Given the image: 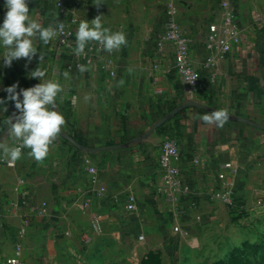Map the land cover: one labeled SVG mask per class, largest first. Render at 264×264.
<instances>
[{
    "label": "crops",
    "instance_id": "0c3cea01",
    "mask_svg": "<svg viewBox=\"0 0 264 264\" xmlns=\"http://www.w3.org/2000/svg\"><path fill=\"white\" fill-rule=\"evenodd\" d=\"M226 1L235 7L241 40L218 62L217 82L203 94H183L172 46L158 45L156 32L168 0L154 8L144 40L126 23L132 20L131 13L120 15L119 1H113L112 26L107 20L109 6L103 8V0H94L93 19L100 16L103 27L109 24L113 32L125 33L127 43L111 52L103 49L83 73L73 67L72 51L61 52L53 41L48 45L36 41L43 61L37 53L31 62L21 58L11 67H0V97L6 98L3 89L17 82L20 88L40 83L29 74L41 66L45 79L62 86L56 98V110L65 118L61 131L76 134L91 148L124 144L142 135L184 99L264 125V0H221L210 22L221 25L226 12L220 4ZM67 5L72 7V1L67 0ZM28 7L44 27L56 23V0H29ZM3 12L6 8L0 0V22ZM120 19L125 25H118ZM178 22L191 37V57L199 66L204 33L197 25L191 31ZM2 52L0 48V59ZM11 104L6 113L0 111V131ZM205 114L211 113L186 109L143 143L126 149L90 155L59 132L42 161L29 156L27 148L14 167L0 157V264L13 255L18 242L24 246L23 264H71L85 260L79 250L103 239L130 247L136 262L147 260L153 249L162 260L174 256L175 264H231L239 261L238 250L253 246L250 261L264 264V131L231 119L216 127L199 119ZM167 139L179 141V163L191 186L180 203L167 202L160 192L158 158ZM2 142L19 143L10 135ZM87 157L99 171L95 184L81 168ZM223 164L228 167L222 168ZM225 189L233 191V205L220 198ZM131 193L137 198L136 213L125 210ZM96 217L101 233L93 226ZM25 222L28 233L20 238ZM176 227L188 236L180 235ZM237 230L257 231L259 236L240 240L231 236Z\"/></svg>",
    "mask_w": 264,
    "mask_h": 264
},
{
    "label": "built area",
    "instance_id": "2783aa9c",
    "mask_svg": "<svg viewBox=\"0 0 264 264\" xmlns=\"http://www.w3.org/2000/svg\"><path fill=\"white\" fill-rule=\"evenodd\" d=\"M71 1L72 7L67 5V0H56L57 20L65 23V32L53 42L61 52L68 50L73 52V67L75 69L79 70L78 65L85 64L89 70L103 50V46L97 41L90 42L85 50L86 55L78 56L74 52L75 33L82 20H88L89 22L93 20L94 0ZM221 8L226 12L221 25L219 26L215 21L208 22L206 25L203 43L204 55L200 59L199 66L195 65L191 57V37L185 33L176 19V10L172 0H168L163 9V18L158 32H156L157 42L159 46H162L163 43H168L172 46L175 69L184 87V95L203 94L209 91L211 86L217 82L218 62L224 59L240 43L241 29L237 23L234 5L226 1L221 4ZM78 10H81L82 14L78 13ZM4 15L3 12V18ZM154 68L157 69L158 67L154 65ZM88 70L84 72H88ZM180 156L181 148L177 139H167L162 142L158 158V176L161 182L160 192L169 203L182 202L187 199L191 191V186L186 181L179 163ZM7 165L14 167L15 163H7ZM227 167V164L222 165V168ZM81 168L91 183L95 184L99 181L98 168L90 157L84 159ZM103 192L101 190L98 195L102 196ZM232 196L233 191L225 189L220 198L226 204L233 205ZM85 205L87 207L89 202ZM125 210L128 213H136L138 211L137 198L134 193L128 195ZM184 213L185 211L181 209V216H184ZM93 226L98 233L102 232L99 217L95 218ZM28 229L29 224L23 223L18 233L19 237L25 238ZM174 230L183 237L188 236L187 231L181 227H176ZM138 239L143 240L144 237L140 235ZM85 242H89V238H85ZM11 261H15L16 264L24 263V246L21 242L15 244L13 255L6 260V264H10Z\"/></svg>",
    "mask_w": 264,
    "mask_h": 264
},
{
    "label": "clouds",
    "instance_id": "9594fccd",
    "mask_svg": "<svg viewBox=\"0 0 264 264\" xmlns=\"http://www.w3.org/2000/svg\"><path fill=\"white\" fill-rule=\"evenodd\" d=\"M28 4L29 0H4L6 12L0 22V48L3 49L0 67H11L13 61L21 58L31 62L37 57V53L42 62L44 57L38 51L36 41L48 45L65 32V23L58 20L54 25L44 27L33 14H29ZM75 37L74 52L78 56L86 55V47L93 41L99 42L107 52L118 50L127 43L126 34L103 27L100 16L90 22L82 20ZM78 68L80 72L88 70L85 64L78 65ZM45 77L46 71L38 66L30 72L29 78L39 80L40 83L30 88H20L17 82L3 89L7 96L0 97V111L6 113L9 102H13L17 110L12 117H7L6 128L7 135L19 143L10 146L0 142V157L7 159L9 164L20 159L25 148L30 150L27 153L29 156L42 161L65 123L63 114L55 107L62 86ZM229 118L227 109L215 110L199 117L202 122L216 127H223ZM10 264L16 262L11 261Z\"/></svg>",
    "mask_w": 264,
    "mask_h": 264
},
{
    "label": "rangeland",
    "instance_id": "374dc122",
    "mask_svg": "<svg viewBox=\"0 0 264 264\" xmlns=\"http://www.w3.org/2000/svg\"><path fill=\"white\" fill-rule=\"evenodd\" d=\"M113 1H119L120 4V15L121 12L131 13L132 20L126 22L130 25V28L135 31V34L141 36L140 40L145 39L147 30L151 26V15L153 10L158 6L161 0H103L102 7L106 8L109 6L111 15L107 17L108 22H112L113 26ZM163 1V0H162ZM176 8V17L187 30L193 31V25L200 27V31L205 32L206 25L210 22L212 15L215 13L217 6L221 0H173ZM133 4L134 7L131 5ZM129 5H131L129 7ZM221 5V4H220ZM125 21L120 19L118 25L122 26ZM110 25L107 24V27ZM113 31V27L110 28ZM189 32V31H188ZM200 35V34H199ZM252 231V230H251ZM234 238L240 240H251L254 241L258 236V232H243L237 230L231 235ZM249 249H240L239 261H235L231 264H253L252 258L250 256L254 253V247L249 246ZM43 250V247H42ZM83 254V258L77 262L71 264H175L174 256H166L163 260L161 258V253L157 250H149L146 254L147 260L136 262L134 257L130 256V247L125 245H118L109 239H103L101 243H96L90 246L87 250H79ZM188 254V253H186ZM244 259V260H243ZM6 264V263H5ZM69 264V263H68Z\"/></svg>",
    "mask_w": 264,
    "mask_h": 264
},
{
    "label": "water",
    "instance_id": "95a60500",
    "mask_svg": "<svg viewBox=\"0 0 264 264\" xmlns=\"http://www.w3.org/2000/svg\"><path fill=\"white\" fill-rule=\"evenodd\" d=\"M22 99V97H21ZM55 107L57 109V105H56V101H55ZM189 108H196V109H200V110H204L207 112L212 113L213 111H215L216 109L211 108L209 106L200 104L194 100L191 99H184L177 107H175L171 112H169L167 115H165L163 118H161L159 121H157L156 123H154L145 133H143L142 135L135 137L131 140H129L128 142L124 143V144H120V145H110V146H104V147H99V148H91V147H82L80 146L69 134L67 133H63L61 132V135L63 136V138L68 141L69 143H71L74 147H76L77 149H79L80 151H84L87 154L90 155H95L101 152H106V151H114V150H120V149H126L128 147H130L131 145H136V144H141L143 143L146 139L149 138V136H151L154 132H156L159 128H161L163 125H165L168 121H170L171 119H173L174 117H176L178 114H180L181 112H183L186 109ZM14 111H15V105L12 102L11 107H10V111H9V117H12L14 115ZM229 119L233 120V121H237V122H243L246 123L252 127H255L257 129H260L262 131H264V125L263 124H259L247 119H243V118H239V117H235V116H231L229 115ZM7 127V125H6ZM0 133V142L3 141V139L5 138V136L7 135V131L8 128H6Z\"/></svg>",
    "mask_w": 264,
    "mask_h": 264
},
{
    "label": "trees",
    "instance_id": "16d2710c",
    "mask_svg": "<svg viewBox=\"0 0 264 264\" xmlns=\"http://www.w3.org/2000/svg\"><path fill=\"white\" fill-rule=\"evenodd\" d=\"M6 125H7V119H6V124H5V126L2 128V130L0 131V133L5 129V127H6ZM71 136V135H70ZM80 146H82V147H84V148H86V147H88L87 146V144L84 142V141H82L81 139H79L78 138V136L76 135V134H72V136H71Z\"/></svg>",
    "mask_w": 264,
    "mask_h": 264
}]
</instances>
